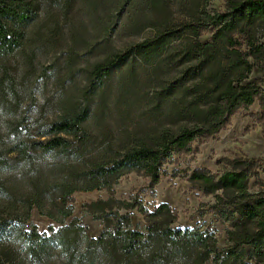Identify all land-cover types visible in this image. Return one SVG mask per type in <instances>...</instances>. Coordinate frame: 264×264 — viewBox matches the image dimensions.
<instances>
[{
  "label": "rangeland",
  "instance_id": "obj_1",
  "mask_svg": "<svg viewBox=\"0 0 264 264\" xmlns=\"http://www.w3.org/2000/svg\"><path fill=\"white\" fill-rule=\"evenodd\" d=\"M20 2L28 19L8 26L22 34L21 45L0 57V183L3 201L14 204L5 217L7 230L2 237L4 252L11 258L0 264H33L20 257V232H36L48 239L75 223L89 240L120 228L147 233L149 226L140 210L151 213L161 204L176 214L171 229L209 231L221 250L229 248L228 224L218 213L222 205H216V196L225 200L232 196L206 195L191 176L204 171L219 177L248 163V192L264 198V111L258 98L228 115L217 134L198 138L187 152L173 153L155 186L137 170L91 175L99 167L109 170L128 149L150 143L153 131L169 124L164 104L154 99L168 80L181 75L183 92L175 85L174 93L186 103L187 90L200 75L184 63L185 45L196 40L190 32L171 34L152 58L136 47L156 41L165 30L223 14L228 2L165 0L160 12H152L144 0H128L122 6V0ZM252 29L264 43V22L255 21ZM201 34L200 42L210 41L211 31ZM115 55L124 56V62L112 65ZM98 65L108 70L96 75ZM244 82L263 90L264 73L253 67ZM83 109L89 116L81 139L59 135L71 142L67 150L49 154L35 150L36 142L54 137L44 136L53 123ZM182 119L172 122L173 131L189 124ZM64 188L71 193L62 205ZM165 222L160 219L159 225ZM52 254L55 260L57 250ZM207 264L221 263L212 257Z\"/></svg>",
  "mask_w": 264,
  "mask_h": 264
},
{
  "label": "trees",
  "instance_id": "obj_2",
  "mask_svg": "<svg viewBox=\"0 0 264 264\" xmlns=\"http://www.w3.org/2000/svg\"><path fill=\"white\" fill-rule=\"evenodd\" d=\"M226 1L228 10L225 13L206 16L197 25L165 30L160 32L156 41L136 47L138 53L152 58L157 55L160 45L167 44L171 34L182 30L190 32L196 40L185 45L184 63H190V72L195 70L200 75L187 90L190 100L186 103L174 93V89L180 86L181 75L168 80L154 99L164 104L169 124L154 130L153 135L148 137L150 143L128 149L112 163V168L104 170L99 167L92 176H114L125 170H137L155 186L159 184L161 171L173 153L187 152L198 138L217 134L228 115H233L241 107L251 106L256 98L264 111V89L244 82L253 67L260 68L264 73V66L261 65L264 43H259L252 29L255 21L264 22V0ZM144 2L152 12H160L165 0ZM124 4H128V0H122L121 6ZM24 13L20 0H0V57L10 55L20 47L23 36L19 31L10 29L8 23L25 21L28 15ZM161 27L166 29L165 23ZM204 31L212 33L207 43L199 41ZM111 61L112 65L123 63L124 56L115 55ZM107 70L105 65H98L95 74ZM185 74L187 71L182 73ZM176 89L182 94L181 86ZM88 116V109H83L74 117L53 123L44 136L53 134L54 137L36 142L35 150L41 154L67 150L71 142L58 136L81 139ZM175 119L190 121L173 131L171 125ZM244 165L240 171L224 172L219 177L204 171L194 172L191 176L202 185L206 195L223 192L232 196L228 200L216 196V205H222L218 213L228 224L227 249L221 250L209 231L171 229L170 225L176 222V214L168 205L161 204L151 213L140 210L149 226L147 233L120 228L114 234L89 240L83 228L75 223L48 239L36 232H20V244H23L20 257L30 258L33 264H97L99 261L105 264H207L212 257L221 264H264V198L249 194L251 168L248 163ZM1 187L0 183V261L11 258L4 252L2 237L7 230L5 217L8 210L14 207L12 202L7 204L3 201ZM62 193L64 205L71 191L64 188ZM34 203L41 204L42 200ZM160 219H165L167 223L160 226ZM96 249H99L98 253ZM55 250L57 256L52 260ZM13 255L18 256V252Z\"/></svg>",
  "mask_w": 264,
  "mask_h": 264
}]
</instances>
